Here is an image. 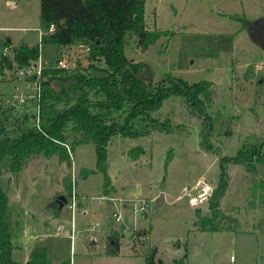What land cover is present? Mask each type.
Listing matches in <instances>:
<instances>
[{"label":"rangeland","instance_id":"374dc122","mask_svg":"<svg viewBox=\"0 0 264 264\" xmlns=\"http://www.w3.org/2000/svg\"><path fill=\"white\" fill-rule=\"evenodd\" d=\"M144 21L152 34L163 30L171 35H152L142 47L138 35L127 32L126 57L146 63V78L152 83L167 74L212 82L204 100L213 119L214 149L201 148V123L184 97L169 96L151 115L185 129L112 136L106 160L110 188L105 193L102 173H91L94 142L81 141L66 124L56 148L28 155L16 170L9 156L2 160L0 181L8 195L12 245L20 248V242H27V225L34 224L37 234L59 232L37 240L50 245L49 255L65 264H144L151 247L157 250L156 264H231V255L234 264H264V162L250 169L228 164L229 185L220 199L227 220H221L217 231L200 226V218L211 214L206 198L217 184L220 154L233 155L243 144L264 139V48L251 33L255 23L264 21V0H144ZM38 23L39 0H0V41L36 43ZM41 46L30 65L0 71V116L11 126V137L20 134V118L26 127L27 115L39 117L40 81L53 76L42 75L41 68H60L57 78L74 72L103 74L104 62L94 63L97 70L88 67L81 45L64 51L54 43ZM10 48L7 54H12ZM60 52L66 55V68L57 66ZM53 82L50 86L60 90L61 84ZM89 98L95 99L91 93ZM52 104L61 108L64 100ZM146 126L144 120L135 124L138 129ZM59 195L66 201L56 208ZM115 214L120 216L117 221ZM55 222L61 227L56 229ZM140 229L145 234L135 235ZM114 233L122 244L123 253L117 256L103 253ZM15 247L16 264H27Z\"/></svg>","mask_w":264,"mask_h":264},{"label":"trees","instance_id":"16d2710c","mask_svg":"<svg viewBox=\"0 0 264 264\" xmlns=\"http://www.w3.org/2000/svg\"><path fill=\"white\" fill-rule=\"evenodd\" d=\"M39 28L40 43L63 47L82 45L86 48L87 66L97 70L94 63L103 61L105 66L100 68L103 74L74 72L57 78L55 75L59 74L60 68H41L42 75L50 72L53 76L40 81L39 117L27 115L30 123L26 127H21L24 121L20 118L17 126L20 134L11 137L8 134L11 126L5 124L0 116V178L4 156L10 157L9 165L16 170L28 155L56 148L65 125L71 124L81 141L91 139L94 142L96 161L91 173H102L103 190L108 193L107 145L112 136L135 137L153 130L172 132L185 129L184 124H172L168 119L160 121L151 115L165 98L172 95L183 96L187 107L200 120L201 148L214 149L211 143L213 119L204 100L210 93L212 82L207 79L188 82L167 74L162 80L152 83L146 78L149 66L125 55L124 37L127 32L134 31L142 47H147L152 35H171L163 30L152 34L146 29L144 0H39ZM40 43L12 45L9 38L1 40L0 71L12 69L14 64L25 67L36 61ZM10 46L12 54H7L6 49ZM52 81L54 86L61 84L60 90L50 86ZM90 93L94 95V101L89 98ZM51 100H64V105L55 108ZM141 120L147 126L138 129L135 124ZM258 162H264V139L259 143L243 144L233 155L220 154L217 184L207 197L211 214L200 218L202 230L217 231L221 228V220H227L220 210V199L229 185L228 164H241L250 169ZM54 205L59 208L57 202ZM8 207V195L0 181V264H16L11 255L13 246L7 221ZM134 234L141 236L145 231L136 230ZM118 251L119 235L114 233L108 238L105 252L116 255ZM156 252V247H151L144 256V264H156ZM178 261L182 262V259ZM27 264H51L46 249L33 247Z\"/></svg>","mask_w":264,"mask_h":264},{"label":"crops","instance_id":"0c3cea01","mask_svg":"<svg viewBox=\"0 0 264 264\" xmlns=\"http://www.w3.org/2000/svg\"><path fill=\"white\" fill-rule=\"evenodd\" d=\"M12 2V1H11ZM36 29H37V31H38V42H36V43H40V34H41V31H40V29H39V23H38V26L36 27ZM10 41L11 42H13L14 43V41L12 40V39H10ZM26 44H28V45H32V44H35V43H27L26 42ZM56 45H58V44H56ZM80 46V45H79ZM41 43H40V50H41ZM58 47L60 48V50H63L64 51V49H68L69 47H71V46H60V45H58ZM82 49V51L83 50H85L86 51V48L85 47H83L82 45L80 46ZM84 51V52H85ZM63 56H66V55H64L63 53H61L60 52V55L58 56V58L59 57H63ZM40 66V65H39ZM41 67H43L42 66V64H41V66H40V68ZM72 192L73 193H75V191L74 190H72ZM74 195V194H73ZM75 197H76V195H74ZM71 199V198H70ZM207 199V198H206ZM59 204V203H58ZM60 207V206H59ZM30 217H32V215L30 216ZM120 217V216H119ZM55 225H57L56 226V229H57V227H61L60 225H62V224H57V222H55L54 223ZM54 225V226H55ZM27 227L28 228H30L31 229V234L30 233H27L28 234V236H29V239H28V241L27 242H20L21 243V245L20 244H18L19 246H20V248H16L15 247V244H17V243H13V247H15V249H16V251H23L22 252V254H23V256L24 257H22V262H27L28 261V259H29V256H30V252H31V250H32V248H33V245L35 244V243H37V245L36 246H42V247H44L46 250H47V252H46V256H47V258L49 259V257H51V256H53V255H49L50 253V245H48L47 243H44V242H42V241H40V240H37L39 237L38 236H40V237H42V236H47V235H49V234H53V235H57L58 233H57V231L56 232H47L46 233V231H44V232H42L41 231V234H37L36 232H35V229H36V227H35V225L34 224H32V225H30L29 226V224L27 225ZM51 228H53V225L51 226ZM59 229V228H58ZM40 230H43V229H40ZM145 231V230H144ZM146 232V231H145ZM71 237H72V235H70ZM74 237V236H73ZM35 241V242H34ZM91 241L94 243L95 241L97 242V240H96V238H93V237H91ZM17 242L19 243V240H17ZM122 244L120 243V239H119V251H118V253L116 254V256L117 255H120V252H122ZM12 247V248H13ZM103 253H106L105 252V250H104V252ZM123 253V252H122ZM107 254V253H106ZM11 255H12V252H11ZM111 255V254H110ZM111 256H115V255H111ZM13 258V257H12ZM53 258H54V260H51V259H49V260H51V261H49L51 264H57V263H59V264H65V263H60V260L58 261L57 260V257H55V256H53ZM13 260H16V259H14L13 258ZM234 261H235V259H234Z\"/></svg>","mask_w":264,"mask_h":264},{"label":"water","instance_id":"95a60500","mask_svg":"<svg viewBox=\"0 0 264 264\" xmlns=\"http://www.w3.org/2000/svg\"><path fill=\"white\" fill-rule=\"evenodd\" d=\"M251 33H252L253 38L259 43V45L262 48H264V21L255 23L252 26ZM161 198H162V194H160L158 200L160 201ZM57 200H58L59 206H61L62 203L66 201L65 197L62 195H59Z\"/></svg>","mask_w":264,"mask_h":264},{"label":"built area","instance_id":"2783aa9c","mask_svg":"<svg viewBox=\"0 0 264 264\" xmlns=\"http://www.w3.org/2000/svg\"><path fill=\"white\" fill-rule=\"evenodd\" d=\"M52 28V26H51ZM67 58L66 56H63L62 58L58 59L57 61V66L58 67H61V68H66L67 67ZM76 205V197L75 196H72L71 199H70V203H69V207L73 210V208L75 207ZM116 221L120 219L119 215L115 214V218H114ZM234 256L231 255L229 260H230V263L231 264H234Z\"/></svg>","mask_w":264,"mask_h":264},{"label":"flooded vegetation","instance_id":"af4514ba","mask_svg":"<svg viewBox=\"0 0 264 264\" xmlns=\"http://www.w3.org/2000/svg\"><path fill=\"white\" fill-rule=\"evenodd\" d=\"M251 27V26H250Z\"/></svg>","mask_w":264,"mask_h":264}]
</instances>
